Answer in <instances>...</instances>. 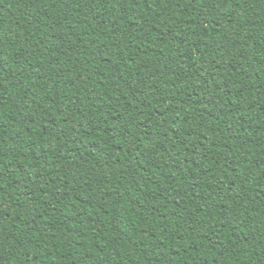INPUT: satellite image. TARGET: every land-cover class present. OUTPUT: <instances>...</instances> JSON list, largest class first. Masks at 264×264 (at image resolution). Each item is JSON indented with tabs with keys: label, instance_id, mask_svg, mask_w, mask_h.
<instances>
[{
	"label": "trees",
	"instance_id": "trees-1",
	"mask_svg": "<svg viewBox=\"0 0 264 264\" xmlns=\"http://www.w3.org/2000/svg\"><path fill=\"white\" fill-rule=\"evenodd\" d=\"M0 264H264V0H0Z\"/></svg>",
	"mask_w": 264,
	"mask_h": 264
}]
</instances>
